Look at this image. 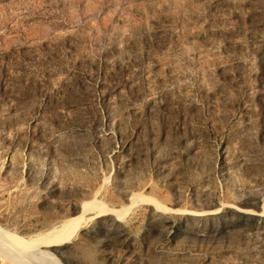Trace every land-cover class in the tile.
<instances>
[{"label": "rangeland", "instance_id": "1", "mask_svg": "<svg viewBox=\"0 0 264 264\" xmlns=\"http://www.w3.org/2000/svg\"><path fill=\"white\" fill-rule=\"evenodd\" d=\"M0 264H264V0H0Z\"/></svg>", "mask_w": 264, "mask_h": 264}, {"label": "bare ground", "instance_id": "2", "mask_svg": "<svg viewBox=\"0 0 264 264\" xmlns=\"http://www.w3.org/2000/svg\"><path fill=\"white\" fill-rule=\"evenodd\" d=\"M69 222H71V221H67V222L63 225L62 229L66 228L67 225L70 224ZM9 252H11V251H9ZM21 253H22V256H19V257L24 258V256H26V255H30L31 251H24V252H21ZM27 258H28V257H27Z\"/></svg>", "mask_w": 264, "mask_h": 264}]
</instances>
